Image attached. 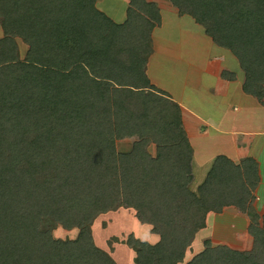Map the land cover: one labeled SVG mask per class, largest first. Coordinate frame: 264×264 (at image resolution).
Segmentation results:
<instances>
[{
	"label": "trees",
	"instance_id": "obj_1",
	"mask_svg": "<svg viewBox=\"0 0 264 264\" xmlns=\"http://www.w3.org/2000/svg\"><path fill=\"white\" fill-rule=\"evenodd\" d=\"M169 1L230 50L244 92L261 99L264 0ZM95 2L0 0V264H116L93 243L89 224L119 206L160 237H126L135 264H179L205 213L228 205L248 215L252 251L206 242L186 264H264V215L259 226L250 202L254 160L219 155L189 187L192 148L180 108L144 72L156 5L128 0L126 19L115 23ZM16 37L28 46L22 59ZM124 137L137 139L119 153L115 141ZM55 224L78 234L54 238Z\"/></svg>",
	"mask_w": 264,
	"mask_h": 264
},
{
	"label": "crops",
	"instance_id": "obj_2",
	"mask_svg": "<svg viewBox=\"0 0 264 264\" xmlns=\"http://www.w3.org/2000/svg\"><path fill=\"white\" fill-rule=\"evenodd\" d=\"M147 1L156 5L160 21L150 31L144 72L149 84L180 108L181 126L192 148L193 178L201 176L203 181L219 155L235 164L253 159L257 184L252 203L261 226L264 211L259 213L258 206L264 208V95L259 99L244 92L245 73L236 57L229 49L216 45L193 17L180 13L168 0ZM95 4L115 23L126 19L128 0H96ZM4 36L0 17V40ZM15 41L22 59L20 42H24L17 37ZM103 213H111V217L104 228L95 226L102 236L92 237L116 264H135V253L124 242L129 234L149 244L159 241L150 224L138 221L134 209L119 206ZM249 224L248 215L234 205L206 212L204 226L194 233L179 264L202 253L206 242L210 247L250 253L253 237ZM108 238L112 242L105 241Z\"/></svg>",
	"mask_w": 264,
	"mask_h": 264
},
{
	"label": "rangeland",
	"instance_id": "obj_3",
	"mask_svg": "<svg viewBox=\"0 0 264 264\" xmlns=\"http://www.w3.org/2000/svg\"><path fill=\"white\" fill-rule=\"evenodd\" d=\"M168 2H170L168 0ZM20 44L22 45V57L25 56V51L27 50V45L25 43H21ZM137 138H122V139H118L115 141V149L120 153V152H127L131 149L132 147V143L133 141H135ZM146 150L149 152V154L151 156H155L156 154V146L155 144H148V146L146 147ZM195 177V176H194ZM202 182V178L201 176H197V179L196 177L193 178V182L190 183L189 187L190 189H195L197 188V186ZM251 202V205L253 207V209L257 212V208L256 206H254V204L252 203V200L250 201ZM258 209H259V213H262L264 210V208L258 206ZM106 212V211H105ZM102 213V214H100ZM96 217L93 218V220L91 221V223L89 224V228H90V231H91V237L92 235L95 236L97 238H100L102 235H100L98 233V228H95V226H100L102 228H104L106 226V221H107V218H110L111 217V213H103V212H100ZM258 213V212H257ZM97 224V225H96ZM93 225V226H92ZM78 229L77 228H72V229H65L63 228L61 225L59 224H55L51 233H52V236L54 238H61V239H64V238H75L78 234ZM103 234V233H102ZM99 235V236H98ZM111 240L113 239H105V241H108L110 242ZM92 241L94 243V239L92 237ZM112 242V241H111ZM96 246H99L100 247V242H95L94 243ZM110 255V253H108ZM111 256V255H110ZM112 257V256H111ZM123 262V261H122Z\"/></svg>",
	"mask_w": 264,
	"mask_h": 264
}]
</instances>
